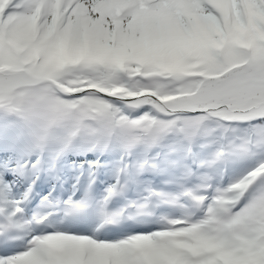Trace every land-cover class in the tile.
Here are the masks:
<instances>
[{
    "label": "snow or ice",
    "instance_id": "snow-or-ice-1",
    "mask_svg": "<svg viewBox=\"0 0 264 264\" xmlns=\"http://www.w3.org/2000/svg\"><path fill=\"white\" fill-rule=\"evenodd\" d=\"M0 264H264V0H0Z\"/></svg>",
    "mask_w": 264,
    "mask_h": 264
}]
</instances>
